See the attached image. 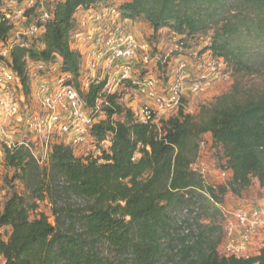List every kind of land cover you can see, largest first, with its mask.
I'll use <instances>...</instances> for the list:
<instances>
[{
    "label": "trees",
    "instance_id": "obj_1",
    "mask_svg": "<svg viewBox=\"0 0 264 264\" xmlns=\"http://www.w3.org/2000/svg\"><path fill=\"white\" fill-rule=\"evenodd\" d=\"M106 1L56 3L43 34L12 50L26 94L27 57L59 63L80 90L82 57L71 44L75 15ZM117 4L124 18L149 23L150 40L159 41L163 29L188 46L210 38L205 49L224 58L235 76L255 73L264 56V0ZM3 6L0 0V41L13 30ZM103 90L102 82H92L82 92L88 108L103 101V118L91 131L109 145L100 146L97 156L58 143L49 164L40 166L25 148L7 152L4 164L12 174L0 210V264H112L103 260L102 246L128 253L132 264H264V247L250 257L221 255L224 232L208 215L221 213L218 206L229 192L241 196L254 180L264 188V93H226L196 114L182 108L156 125L137 122L120 92ZM206 134L232 172L216 188L191 168ZM15 181L27 194L15 189ZM37 201L50 203L51 213Z\"/></svg>",
    "mask_w": 264,
    "mask_h": 264
},
{
    "label": "built area",
    "instance_id": "obj_2",
    "mask_svg": "<svg viewBox=\"0 0 264 264\" xmlns=\"http://www.w3.org/2000/svg\"><path fill=\"white\" fill-rule=\"evenodd\" d=\"M61 1L3 0L2 10L13 30L0 41V163L5 162L8 151L25 148L40 166H47L58 143L97 156L100 146L106 148L109 142L99 143L92 135L93 125L104 115L102 100L88 108L82 98L92 82H102L104 93L120 92L137 122L160 125L182 108L191 111L190 100L228 77L224 58L205 49L210 38L195 47L174 36L175 42L167 50L162 40H150L133 21L124 18L115 0H108L75 15L77 30L71 44L82 57L80 90L59 63L27 57L31 90L26 94L12 67L11 52L17 46L29 47L30 40L43 34L55 4ZM212 143L211 138L201 140L191 168L216 188L226 183L232 172L215 166L212 170L208 161ZM4 196L5 192H0L3 202ZM228 214L227 238L219 247L220 254H257L264 247V197L243 201Z\"/></svg>",
    "mask_w": 264,
    "mask_h": 264
},
{
    "label": "rangeland",
    "instance_id": "obj_3",
    "mask_svg": "<svg viewBox=\"0 0 264 264\" xmlns=\"http://www.w3.org/2000/svg\"><path fill=\"white\" fill-rule=\"evenodd\" d=\"M118 3L122 0H115ZM134 27L145 34V36L150 37L152 36L153 30L150 27L149 23L145 20L139 19L134 21ZM160 40L164 42V48H171L174 44V35L168 30L163 29L161 32ZM154 41V40H153ZM202 42V41H201ZM204 45V43H200L195 45L200 46ZM233 91H237V93L241 94L242 96H249V95H257L264 93V56L260 59L258 63V67L255 73L253 74H242L235 76L232 71L229 69L228 77L214 86H212L206 93L203 95L196 97L190 100L189 106H191V111H186L187 113L196 114L199 111L201 105H210L214 103L220 95L230 93ZM204 139L210 140V134H206L203 136ZM211 147V156L209 164L212 170L215 167L224 168L225 159L223 157V153L221 149H214L213 143L210 144ZM10 174L12 172L5 166L4 163H0V192H8L11 188L6 182V178L10 179ZM212 178V177H211ZM230 179V177H229ZM227 179V181L229 180ZM226 181V182H227ZM15 189L21 194H27L26 189L23 183L20 181L14 182ZM264 197V188L260 187V184L257 180H254L252 186L245 191L241 196H237L232 192H229L224 197L223 203L218 206L221 210V213L217 214L215 211L210 210L209 216L210 221L215 223L218 227L222 229L224 232V242L226 240V232L225 228L227 226V218L229 217L228 211L233 210L237 204L243 201H256L260 198ZM4 201L6 196H4ZM3 201L0 200V210L2 208ZM40 210L50 214V203L47 202H40ZM185 215H181V218H185ZM51 221H53L51 219ZM102 255V258L105 262H109L112 264H132V260L128 253L117 254L115 251L107 248L106 246H102L99 250Z\"/></svg>",
    "mask_w": 264,
    "mask_h": 264
}]
</instances>
